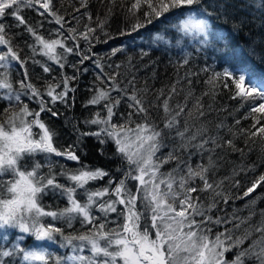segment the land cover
<instances>
[{
  "label": "snow or ice",
  "instance_id": "obj_1",
  "mask_svg": "<svg viewBox=\"0 0 264 264\" xmlns=\"http://www.w3.org/2000/svg\"><path fill=\"white\" fill-rule=\"evenodd\" d=\"M78 3L79 7H74L73 11L81 13L84 9L81 15L89 22L83 30L72 26V21L66 19L54 0H0V69H3L0 99L8 102L3 109V119H0V264H17V260L19 264H264V209L257 213L255 208L260 196L245 205L251 209L247 216L233 213L225 218L210 214L218 203L227 204L233 198L231 193L222 190L225 180H232V186L239 188L240 181L234 179L235 176L241 172L256 173L255 164L241 166L238 171L233 169L232 177L216 181L212 179L218 167L213 154L220 149L243 157L245 148L252 151L248 146L254 145L257 137L264 142V89L258 90L255 84L246 87L248 76L244 72L225 68L222 72L212 71L204 81L208 90L195 97L191 77L199 76L200 72L209 73L210 69L204 67L200 72L185 73L183 80L189 87L184 102L172 106L170 101L180 94L177 92L180 79L170 86L167 95L162 88L157 91L155 101L146 100L148 89H137L134 77L124 83L118 79L119 72L104 73L103 66L96 60L93 62L101 69V74L96 76L99 85L89 89L93 95L85 107L99 105L104 114L97 111L85 119L84 124L96 126V130L73 126L76 142L60 149L55 144L57 132L41 117L49 114L58 118L57 104L72 106L70 101L74 102L75 97L70 93L76 91L72 82L77 81L76 72L81 70L77 64H72V76L62 74L59 81L53 77L43 88H38L31 82L27 64L31 59L44 73L50 74L52 68L47 62L34 59L36 55L45 57L59 69L65 68L69 55H76L80 57L79 65H83L92 59L89 53L93 40L107 42L96 35L97 29L104 31L106 20L98 17L93 27L92 14L87 11L89 0H78ZM110 3L115 5L116 0ZM260 7L264 8V0ZM22 8L35 11L42 19L35 24L29 23L21 13ZM108 11L111 13L112 8ZM216 11H222L226 18L229 16L226 2L218 4ZM127 12L135 20L131 32H138L171 13L178 20L174 27L184 37H199L202 45H208L210 38L213 43L224 39L204 18L203 0H129ZM141 12L143 21L138 15ZM72 20L80 22L75 15ZM44 21L58 26L48 30L47 38L40 31ZM245 23L247 21L237 22L233 17L235 31ZM14 28L21 29L32 40V43L25 42L31 53L27 58L21 57L22 49L9 36ZM125 34L130 33H121ZM171 39L180 47L181 37L172 34ZM81 40L87 44V52L81 48ZM155 40L169 43L163 35H156ZM121 50L113 49L112 55ZM252 54H256L254 48ZM147 55L148 52L142 50V58ZM260 59L264 62V53ZM190 61L191 53L185 52L178 62L179 67L189 65ZM13 65L21 70V79L15 84L11 79ZM83 71L87 72V68ZM221 89L228 90L229 98L237 101L240 107L247 105L248 113L243 119L252 120L248 128H243L239 127L241 121L237 119L236 127L227 129L230 138L212 135L208 125L201 122L207 114L204 96L215 99ZM113 92L117 93L115 97ZM22 97L36 102L38 109L30 108ZM122 101L131 111L118 114L116 109ZM153 108H162L163 128L151 119ZM211 108L209 104L208 109ZM118 115L123 123L114 122ZM181 117H184L183 122ZM215 127L219 132L225 126L220 123ZM165 129H174L179 143L167 155L158 156L161 149L167 147ZM88 137L96 138L101 145L98 149L101 155L104 145L109 142L114 145L115 155L127 164L120 178L112 177L103 168L93 169L82 163L75 149ZM237 140H243L245 148L238 147ZM190 148H195L201 156L207 153V162L193 167L189 161L182 160L179 153ZM38 156L44 162L37 159ZM53 156L74 161L80 167L69 170L60 165L57 172L56 163L50 159ZM190 156L191 153L189 160ZM171 162H176L175 168L161 171ZM45 167L47 172L43 171ZM58 177H63L67 183H60ZM105 178H108L106 186L88 189L91 182ZM129 180L136 182L134 189L129 187ZM258 187H264V173L254 175L250 186L236 198L248 197ZM80 190L86 193L83 201L78 199ZM202 193L208 194L207 202ZM49 194L65 199L66 207L53 209L44 205L43 198ZM96 212L100 215L94 214ZM113 213L117 218L109 221ZM257 215L260 219L253 223ZM54 222H62L65 227ZM75 222L85 230L76 231ZM109 223L114 226L109 227ZM214 226L225 227L223 231L213 232ZM26 237L38 243L25 246ZM53 244L69 251L53 257L48 250Z\"/></svg>",
  "mask_w": 264,
  "mask_h": 264
},
{
  "label": "trees",
  "instance_id": "obj_2",
  "mask_svg": "<svg viewBox=\"0 0 264 264\" xmlns=\"http://www.w3.org/2000/svg\"><path fill=\"white\" fill-rule=\"evenodd\" d=\"M56 7L59 8L62 14H65L66 19L72 21V26L78 27L83 30V26L88 22L87 18L82 16L85 10L81 9V13H75L74 7H79L78 0H54ZM226 2L228 4L229 16L226 18L222 11H216L217 5ZM129 0H116L115 5L110 3V0H89V11L92 14L93 21L92 26H96L97 18L100 20H106L104 31L97 29L96 35L101 41L106 40V43L97 42L93 40L92 50L89 55H92V59L85 61L83 65H79V56L69 55L67 57L66 66L64 69H59V66L51 61H47L45 57L36 55L34 59L40 60L42 63L47 62L52 68V72L44 73L39 64L32 63L29 59L27 69L31 82L38 88H43L46 82L52 81L55 77L56 81H59L61 75L72 76L74 69L72 64H77L81 71L76 72L78 77L77 81H73L72 85L76 88L74 93H70V96H74V102L70 101L71 107H66L63 104H57L56 109L60 115L58 118H52L49 114H42V119L49 124V126L57 132L55 138V144L58 148H67L69 144L76 142V134L73 131V126H78L81 130H96V126H89L84 124L85 119L90 118L91 115L97 111H100L103 115L102 107L99 105L85 107L87 100L93 95L89 90L94 85H99V81L96 80V76L101 74V69L97 68L93 61L99 60L103 66V72L111 75L114 72H119L118 79L127 83L129 80L134 79V84L137 89H148L146 100L155 101L157 91L164 89L165 95H167L170 86L178 79L181 83L177 84V92L179 95L173 97L170 104L175 106L177 103L184 102V96L188 91L187 82L183 80L185 73L200 72L204 67L210 69L209 73L200 72L199 76L191 77L193 80L192 90L195 97L201 96L202 93L208 90V86L204 83L208 75L212 71L222 72L225 68L237 73L244 72L248 78H250L252 84H255L257 89H264V62L261 61L260 55L264 53V8L260 7L261 0H203V9H206V16L209 20V24L213 26V31L219 33L224 37L223 40L212 42L211 38L208 45H202L199 43L201 38L184 37L182 33H178L176 29L171 28L178 20L171 14L166 13L165 17H161L159 20H154L151 25L146 28L140 29L138 32H131V25L135 20L128 14L127 5ZM112 8V12L109 13L108 9ZM21 13L29 21V23L35 24L38 20H41L37 13L31 9L22 8ZM75 15L79 18V24L75 20H72V16ZM141 21H143V14L138 13ZM187 15V11L185 12ZM233 17L236 21H247L244 26L237 32L233 27ZM51 19V18H49ZM9 22L11 18H9ZM58 27L57 25L49 24L44 21V28L41 29V34L48 36V30ZM122 32L130 33L121 35ZM14 33L19 35H14ZM107 33V35H105ZM172 34H176L181 37L182 42L180 47L175 45V41L171 39ZM156 35H163L169 43L156 41ZM9 36L12 37L13 43L19 45L22 49L21 57L27 58L30 56V49L26 47L25 42L32 43L31 38L27 33H22L21 29L14 28L9 31ZM112 37V39H109ZM186 41V43H185ZM81 48L87 52V44L84 41H80ZM225 45L229 47L225 48ZM69 46H72V42L69 41ZM115 48H121L122 50L112 55V51ZM255 49V55L252 54V49ZM142 50L148 52L147 56L142 58ZM185 52L191 53L190 64L185 67H179L178 62L183 58ZM116 65H120L116 68ZM87 68V72L83 69ZM179 68V71L177 69ZM3 69H0L2 72ZM11 79L15 82L21 79V70H18L15 65L11 69ZM183 88V92L181 89ZM130 90V86H129ZM3 90H0L2 94ZM117 93L113 92L112 96L115 97ZM230 93L228 90L221 89L219 93L212 99L210 96H204L203 103L205 105L206 117L202 118V123H206L210 129L212 135H219L224 138H230L227 131L228 127H236L235 121L239 119L241 124L239 127L248 128L252 120L243 119L248 113V107H240L237 101H233L229 98ZM24 102L29 104L32 109H38V104L34 101H29L26 97H22ZM6 100L0 99V119H3V109L7 106ZM212 108L209 110L208 105ZM191 106V103L189 104ZM226 109V110H225ZM238 109V110H237ZM117 113H126L131 111L127 108L126 104L122 101ZM164 113L162 108L151 109V119L160 128H163ZM135 119V118H134ZM184 117H181L183 122ZM114 122L123 123V118L119 115L114 117ZM191 123V121H189ZM200 122H198L199 125ZM223 123L224 128L217 132L216 125ZM165 143L167 147L161 149V152L157 155H167L169 151L173 149L178 143L179 138L175 135V130L165 129ZM238 147L245 148L243 140H237ZM101 147L97 143L95 137H88L84 140L83 144L76 148L77 154L80 155L83 164L90 168H103L108 171L114 178H120L123 171L127 170V164L124 163L120 157L115 155V147L109 142L104 145V154L98 151ZM252 151L249 152L248 148H245V155L241 157L239 153L227 152L220 149L216 150L213 154L217 159V170L212 179L219 181L225 177L233 176V169L237 171L241 166H250L255 164L257 166L256 173L241 172L234 179L240 181V187L236 188L232 186V180H225L223 185V191L225 193H231L232 199L224 204L222 201L218 203L217 208L213 209L211 215L220 217H229L233 213L239 216H247L250 208H246L245 205L249 200L256 196H260L261 199L257 201L255 206L257 213L260 209H264V187H258L255 192L251 193L248 197L243 199H237L236 197L242 196L247 186H250L251 180L254 175L264 173V142H261L259 137L256 138V143L249 144ZM189 153H191L189 160ZM182 160H187L193 167L197 164L207 162V153L201 154L195 149L190 148L188 151L179 153ZM219 157H223L220 159ZM41 162L42 157H37ZM54 163H56L55 171H60V165H64L69 170H76L80 167L74 161H67L62 157H51ZM176 167V162H171L164 165L161 169L163 172H168ZM47 167L43 169L47 172ZM60 183H67L63 177H58ZM108 178L100 181L91 182L88 185L89 190H95L107 185ZM200 182L197 181V184ZM136 182L129 180L128 185L134 189ZM208 194H201V196L207 202ZM86 198L84 190L78 192V199L82 201ZM219 199V198H218ZM42 203L46 206H50L53 209L64 208L67 205L65 199L58 196L54 197L51 194L43 198ZM142 210V209H141ZM100 215V213H94ZM116 214H111L109 221L115 220ZM260 217L257 215L253 218V223L259 221ZM58 223V226L65 227L62 222ZM109 223V227H113ZM225 226H214L213 232L223 231ZM231 227V225H227ZM74 229L76 231H84L81 228L79 222L74 223ZM66 231H73L72 229H66ZM27 245H34L33 238H27ZM247 246V242L245 244ZM48 250L52 253L53 257L56 255H63L68 252V249L59 248L58 244L51 245ZM231 258V254H228ZM17 264L19 261L17 260Z\"/></svg>",
  "mask_w": 264,
  "mask_h": 264
},
{
  "label": "rangeland",
  "instance_id": "obj_3",
  "mask_svg": "<svg viewBox=\"0 0 264 264\" xmlns=\"http://www.w3.org/2000/svg\"><path fill=\"white\" fill-rule=\"evenodd\" d=\"M176 24H178V22H177ZM176 24H175V25H176ZM171 28L176 29V28L174 27V25H172ZM250 84H252V82H251L250 78H248V81H247V83H246L245 86L247 87V86L250 85ZM259 89H260V88H259ZM259 89H258V90H259Z\"/></svg>",
  "mask_w": 264,
  "mask_h": 264
}]
</instances>
